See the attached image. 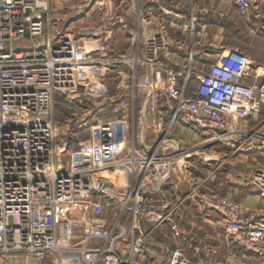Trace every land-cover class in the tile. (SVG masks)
Returning <instances> with one entry per match:
<instances>
[{
  "label": "built area",
  "instance_id": "1",
  "mask_svg": "<svg viewBox=\"0 0 264 264\" xmlns=\"http://www.w3.org/2000/svg\"><path fill=\"white\" fill-rule=\"evenodd\" d=\"M235 6L247 24L258 2ZM50 12V0H0V264H196L180 245L185 227L176 219L194 197L218 216L226 238L264 262V211L196 195L230 158L264 152V67L237 49L206 65L189 50L179 62L180 45L164 27L141 36L156 18L142 7L124 52L109 55L104 39L99 56L83 55L69 28L52 35ZM106 29L79 35L98 40ZM26 41L30 48L18 46ZM112 72L127 82L129 117L97 121L87 145L71 150L58 134L56 100L86 109L88 99L108 94ZM136 98L148 105V119L134 109ZM177 126L200 141L178 137ZM218 148L230 152L220 156ZM244 171L243 184L264 196V160ZM167 192L174 197L165 206ZM163 225L172 247L150 239Z\"/></svg>",
  "mask_w": 264,
  "mask_h": 264
},
{
  "label": "crops",
  "instance_id": "2",
  "mask_svg": "<svg viewBox=\"0 0 264 264\" xmlns=\"http://www.w3.org/2000/svg\"><path fill=\"white\" fill-rule=\"evenodd\" d=\"M58 1L60 6H71L67 8L68 10L59 8L60 13L56 14ZM257 2V12L247 24H244L237 13L235 0H50L52 35L59 34L67 27L76 31L83 55L99 56L96 42H103L104 39L109 55L121 54L132 45L133 38L127 29L137 27V7L147 10L151 8L156 18L150 29L141 30V36H148L156 32L160 26L164 27L180 45L177 56L179 62H184L189 50H192L198 63L203 62L206 65L213 60L215 54L237 49L247 56L254 67L262 68L264 0ZM104 25H107V29L103 38L97 40L92 35L90 36L92 38L79 39V31L87 28L93 31ZM175 134L189 142H196V134L191 135V130L184 126H177ZM146 137L145 122L139 131V142L145 144ZM222 150H228L227 154L230 152L229 148ZM256 155L238 154L234 161H240L243 171L245 165L254 167L262 161L257 159ZM240 175L243 174L240 172L238 175L234 170L232 172L223 168L215 175L217 182L212 185L220 188L223 197L238 201L251 210L264 211V196L245 186ZM191 225L193 232L185 235L180 245L196 264H227L229 260L227 250L230 249V245L239 250L232 241L228 242L229 239L204 235L200 240L197 237L199 233L195 232L200 226ZM205 225L214 233L220 229L211 220H207Z\"/></svg>",
  "mask_w": 264,
  "mask_h": 264
},
{
  "label": "rangeland",
  "instance_id": "3",
  "mask_svg": "<svg viewBox=\"0 0 264 264\" xmlns=\"http://www.w3.org/2000/svg\"><path fill=\"white\" fill-rule=\"evenodd\" d=\"M59 4V1H58ZM61 4L57 5L56 7V14H59V8L63 9L70 6H60ZM75 34V37L77 38L78 35L75 30H72ZM80 34V31H79ZM79 39H82L79 36ZM31 42L26 41L18 45L20 48H30ZM110 77L107 80V88H108V94L104 98L100 99H88L89 105L86 109L79 110V106H75V104L70 103L69 101H64L63 99H59L56 103V108L54 111V117L57 123V129L59 136L63 139L67 147H69L71 150H79V148L85 147L87 145V140L89 136V127L90 125L96 123L97 121H105L109 120L111 118H120V117H129L130 111H131V104H127L130 100V93L128 89L126 88V80L120 81L114 76V72L110 73ZM144 90L141 89L140 92L137 94H144ZM148 105L144 104L142 100L139 98H136V101L134 102V109L135 110H142L143 114H145V110H147ZM151 115H148L146 117L142 116V119L145 120L146 118L150 117ZM83 123L81 126H79L80 122L79 119H83ZM193 132L191 131V135ZM196 142H199L200 139L198 138V135L196 134ZM219 150V148H218ZM228 151V150H226ZM226 151L219 150L220 156H226L228 155ZM257 157V159L264 160V152L258 151L254 152ZM251 153H248L249 155ZM259 157V158H258ZM68 156H64V162H67ZM236 158V157H234ZM230 158L229 164L227 163L224 167V169L227 171L233 170L239 175L240 172L244 175L245 171H241V167L243 166L238 161H234L236 159ZM248 160V159H246ZM250 160V159H249ZM236 169V170H235ZM205 174V171L203 170V167L200 166L198 163L196 166V175L197 177H203ZM240 177V176H239ZM216 178V177H215ZM217 182V178L214 180H208L205 183V186H202L197 192L196 195H205L208 196L211 199L214 198H220L223 197L220 188H217V186H213L212 183ZM228 189V188H227ZM165 206L168 204V202L173 199L174 195L167 192L165 193ZM182 211L180 214L176 217L177 222L185 227L184 234H189L193 232L192 225L191 224H197V226H200L199 230L195 229L197 237L201 240L202 236L204 235H211L215 237H221L222 239H228L225 237V235L222 233V230L219 229L217 233H214L209 226L205 225V222L207 220L211 219L212 222L218 219V216L215 214L210 213V211H207L205 208L199 206L198 199L194 197L193 199L187 201L184 205H182ZM205 213L210 214L209 218L205 215ZM211 217V218H210ZM215 223V222H214ZM218 226V225H216ZM183 234V237L185 235ZM208 238V237H207ZM152 243L157 244L158 246L165 245L166 247H172L173 245V238L171 235V230L168 225H163L158 230L153 232L151 235ZM181 240H184V238H181ZM231 242L229 239L228 242ZM183 242V241H182ZM232 243V242H231ZM234 245V244H232ZM227 253L229 255V260L227 264H264L263 260L258 259L257 257H254L250 255L248 252H245L244 250H237L234 246L230 249L228 248ZM235 255V256H234ZM243 255H245V258H241ZM231 257V258H230Z\"/></svg>",
  "mask_w": 264,
  "mask_h": 264
},
{
  "label": "trees",
  "instance_id": "4",
  "mask_svg": "<svg viewBox=\"0 0 264 264\" xmlns=\"http://www.w3.org/2000/svg\"><path fill=\"white\" fill-rule=\"evenodd\" d=\"M59 99H60V98H58V99L56 100V103H57V101H59Z\"/></svg>",
  "mask_w": 264,
  "mask_h": 264
}]
</instances>
